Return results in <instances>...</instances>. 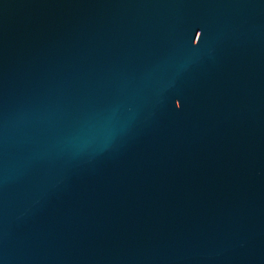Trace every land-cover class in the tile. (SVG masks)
<instances>
[{"label": "water", "instance_id": "obj_1", "mask_svg": "<svg viewBox=\"0 0 264 264\" xmlns=\"http://www.w3.org/2000/svg\"><path fill=\"white\" fill-rule=\"evenodd\" d=\"M0 264H264V0H0Z\"/></svg>", "mask_w": 264, "mask_h": 264}]
</instances>
